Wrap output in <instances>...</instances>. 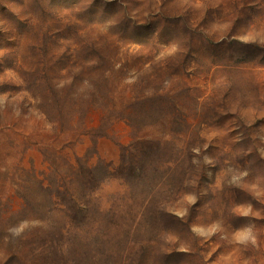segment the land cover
Wrapping results in <instances>:
<instances>
[{
	"label": "rangeland",
	"instance_id": "obj_1",
	"mask_svg": "<svg viewBox=\"0 0 264 264\" xmlns=\"http://www.w3.org/2000/svg\"><path fill=\"white\" fill-rule=\"evenodd\" d=\"M0 264H264V0H0Z\"/></svg>",
	"mask_w": 264,
	"mask_h": 264
}]
</instances>
